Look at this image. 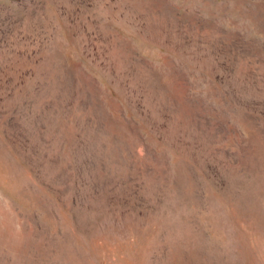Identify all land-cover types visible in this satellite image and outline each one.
<instances>
[{
	"label": "rangeland",
	"instance_id": "374dc122",
	"mask_svg": "<svg viewBox=\"0 0 264 264\" xmlns=\"http://www.w3.org/2000/svg\"><path fill=\"white\" fill-rule=\"evenodd\" d=\"M0 264H264V0H0Z\"/></svg>",
	"mask_w": 264,
	"mask_h": 264
}]
</instances>
